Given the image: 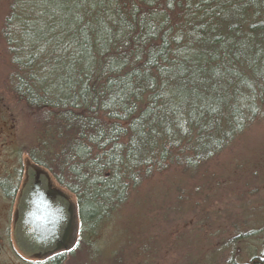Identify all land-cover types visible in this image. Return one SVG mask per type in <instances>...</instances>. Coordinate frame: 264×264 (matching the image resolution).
Masks as SVG:
<instances>
[{
  "label": "trees",
  "instance_id": "1",
  "mask_svg": "<svg viewBox=\"0 0 264 264\" xmlns=\"http://www.w3.org/2000/svg\"><path fill=\"white\" fill-rule=\"evenodd\" d=\"M5 38L41 125L27 159L74 202L82 239L264 109V0H13Z\"/></svg>",
  "mask_w": 264,
  "mask_h": 264
},
{
  "label": "rangeland",
  "instance_id": "2",
  "mask_svg": "<svg viewBox=\"0 0 264 264\" xmlns=\"http://www.w3.org/2000/svg\"><path fill=\"white\" fill-rule=\"evenodd\" d=\"M12 1L0 0V181L8 184L20 179L41 134L36 114L15 93L19 70L5 38ZM5 204L0 187V220ZM13 213L10 205L9 220L0 221V264H52L20 253ZM81 230L63 264H253L264 254V109L195 172L154 174L96 235L82 239Z\"/></svg>",
  "mask_w": 264,
  "mask_h": 264
},
{
  "label": "water",
  "instance_id": "3",
  "mask_svg": "<svg viewBox=\"0 0 264 264\" xmlns=\"http://www.w3.org/2000/svg\"><path fill=\"white\" fill-rule=\"evenodd\" d=\"M75 207L49 175L27 161L14 237L25 255L44 258L68 250L75 239Z\"/></svg>",
  "mask_w": 264,
  "mask_h": 264
},
{
  "label": "flooded vegetation",
  "instance_id": "4",
  "mask_svg": "<svg viewBox=\"0 0 264 264\" xmlns=\"http://www.w3.org/2000/svg\"><path fill=\"white\" fill-rule=\"evenodd\" d=\"M23 178H24V171H23V174L20 175V179H19V173L17 174L15 183L9 182L8 184V183H5V181H2V180L0 181V187L4 195V200L8 202V204H5V207H6L5 211L7 213H4L3 218L0 220L1 224H3L2 222L7 223V221L9 220L8 213H9L10 205H13L14 213H13L12 220H13V225H15L17 205H18L21 191L24 185ZM19 181H20V184H19ZM12 229H13L12 232L14 233V227ZM253 264H264V254L262 258H257L255 261H253Z\"/></svg>",
  "mask_w": 264,
  "mask_h": 264
}]
</instances>
